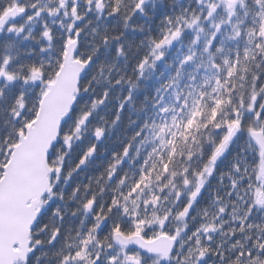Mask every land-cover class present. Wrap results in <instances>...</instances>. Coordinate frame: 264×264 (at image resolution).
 Returning a JSON list of instances; mask_svg holds the SVG:
<instances>
[{"label":"snow or ice","instance_id":"snow-or-ice-1","mask_svg":"<svg viewBox=\"0 0 264 264\" xmlns=\"http://www.w3.org/2000/svg\"><path fill=\"white\" fill-rule=\"evenodd\" d=\"M40 260L264 264V0H0V264Z\"/></svg>","mask_w":264,"mask_h":264},{"label":"clouds","instance_id":"clouds-1","mask_svg":"<svg viewBox=\"0 0 264 264\" xmlns=\"http://www.w3.org/2000/svg\"><path fill=\"white\" fill-rule=\"evenodd\" d=\"M171 2L172 0H168V3H171ZM142 26L146 27L147 22H145V24ZM89 40H91V47L89 46V43H88ZM97 42L98 40L92 39L91 35L89 34V36L86 37L85 48H84L83 54L85 56L87 55L95 56V46ZM123 64H124V61L122 57L121 58L113 57L111 59H108L106 57L105 59L99 60L97 63L92 65L90 67V70H86L88 72L87 79L85 80V83L83 84L82 92L79 94V96H82L84 99L78 105H74L79 115H82L83 113L91 110L92 99L94 98L97 90L108 87L112 83V80L116 76L122 73ZM79 96H78V99H79ZM98 108H99V105H98ZM93 115H94V119L87 126V129H86L89 135L92 133L93 129L97 125L105 126L108 128L109 138H111L112 136L118 135V129L112 128L111 122L113 120V115H112L111 109H108L105 111H97V112H94ZM69 118L74 120L78 117L70 116ZM73 143H75V141H73ZM67 163L70 169L74 166V161L71 155H69ZM38 264H45V262L43 260H40Z\"/></svg>","mask_w":264,"mask_h":264}]
</instances>
